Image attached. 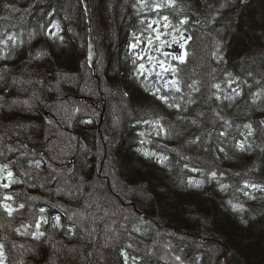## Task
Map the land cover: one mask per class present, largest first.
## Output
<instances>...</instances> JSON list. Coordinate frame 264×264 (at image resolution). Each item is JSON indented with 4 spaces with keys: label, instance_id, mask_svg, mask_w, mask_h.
Returning <instances> with one entry per match:
<instances>
[{
    "label": "trees",
    "instance_id": "trees-1",
    "mask_svg": "<svg viewBox=\"0 0 264 264\" xmlns=\"http://www.w3.org/2000/svg\"><path fill=\"white\" fill-rule=\"evenodd\" d=\"M41 1L0 0V264H94L98 218L92 240L80 222L87 203L64 187L73 175L93 184L101 210L120 189L108 160L150 193L128 196L129 211L117 203L127 237L113 257L102 252L104 264H264V63L247 66L264 43V0H109L118 55L102 79L91 67L87 79L69 77L88 44L74 42L69 1ZM106 80L135 88L114 153L105 142L121 122L105 126ZM15 93L40 106L8 111Z\"/></svg>",
    "mask_w": 264,
    "mask_h": 264
},
{
    "label": "rangeland",
    "instance_id": "rangeland-1",
    "mask_svg": "<svg viewBox=\"0 0 264 264\" xmlns=\"http://www.w3.org/2000/svg\"><path fill=\"white\" fill-rule=\"evenodd\" d=\"M51 0H42L41 1V5L42 7L44 6H48L47 4L50 2ZM69 1V2H68ZM99 0H89L90 3V9H91V23H92V31H93V39H94V43L96 45V51H97V56H96V60H95V66L93 68H95L96 72L99 74L100 78L102 79L104 76L108 75L106 69L108 68V64L109 61L113 62L117 59V55L118 52L115 50L117 49V41L114 40L113 45L110 46V42H111V31H113L116 27V25H118L116 23V20L113 18L109 19L111 22H109L106 18V12L109 8L116 6V4L114 2H110L109 0H106L105 2H103V4H99L98 2ZM69 3V13L71 15L70 19L71 24L73 25V29L75 28V30L72 32L73 35V39L75 44H77L78 46H82V45H87L89 44V24L88 21L86 22V24L84 23V17L80 11V7L79 5H77V0H67L65 3ZM76 3L75 6H72L71 3ZM102 3V2H101ZM113 3V4H112ZM112 4V5H111ZM109 6V7H108ZM82 8V7H81ZM93 9V11H92ZM112 12V11H111ZM88 25V26H87ZM122 29V27H121ZM126 28H124L125 30ZM109 32V33H108ZM109 36V37H107ZM262 37H264V34L262 35ZM264 39V38H263ZM89 46V45H88ZM255 55H253L252 60L254 62L249 61L248 63V67L252 66L255 70H259L260 69V65L264 63V43H262L258 49V51L256 50L254 52ZM64 57V56H62ZM61 57V58H62ZM64 59H68V57H65ZM61 60V59H60ZM65 62V60L63 61V63ZM82 63V68L79 71H68V75L70 78H74V76L76 74H80L83 78L87 79L88 76L90 75V65L89 63L85 60H81ZM246 66V67H247ZM252 68V70H254ZM248 72V71H247ZM250 73V72H249ZM18 77L22 78V76L20 74H18L17 72L13 73V79H18ZM61 77V76H59ZM62 78V77H61ZM118 78H120L118 76ZM60 85V84H59ZM123 86V85H122ZM101 90L105 91L106 95H104V106H103V114L105 112V116H107V121L105 123V126L109 125V121H115V123L117 122H121V120H123L122 118H120V116L123 115V117H127L129 115H132L135 111H136V107L133 105V102L130 101V96H132V94L134 93V86H132L131 82L128 81L126 82V85H124L123 89L126 90L124 93L122 92L121 89L117 88L116 86H112L110 85V81L108 82V80L106 81H102V85H101ZM98 90V89H97ZM103 91V92H104ZM98 91H95V94L98 95L97 93ZM134 95V94H133ZM8 100H7V109L8 111L12 112L15 109L19 108L22 105L26 106V105H30V104H38V102H36L37 100V96H32L28 95V96H22L19 95V93H15V97L14 95H9L7 96ZM35 98V100H33ZM37 99V100H36ZM40 106V105H39ZM125 113V114H124ZM9 115H12L9 114ZM121 125L120 126H116V133H108V141H111V143H108V141L105 142L106 144V153H109L111 151V153L116 152L117 150V145L120 142V137L124 138V134L122 135V132L124 131V128ZM112 127L114 128V125H112ZM106 131H110L111 132V128L107 127L105 128ZM112 136V138H111ZM16 141V140H15ZM116 147V148H115ZM108 151V152H107ZM108 163H110L109 165L105 166V172L109 173V175L112 177V180L114 183H116V186H118L120 189L118 190V195H116L118 198H116V196L110 197L107 200H105V202H107V204L102 205L103 208H101V210L98 209H94V205L93 202L96 199L97 196H95L96 194L95 189H94V185L84 182L85 180L82 178H78L76 179V177L73 175L72 178L74 180L75 183H65V187L64 188H71V187H75L78 186L76 188V192L75 195L77 198H80V203H84L86 205V208L82 211H80V222L83 225V227L87 230L90 231V233H88V235L90 234V238L93 240L95 239V226H93L92 221H95L98 218V237L100 235L99 241L95 240L97 243V246L99 247V249L97 251L98 254L96 252H94V254L92 255L95 263L94 264H104L103 263V256L105 253V250L108 252V250L111 252L112 257L114 256L113 253V248L116 245L115 239H124L126 236H124V232L123 231V227H125V221L123 219H121L119 217L120 214H117V209L115 208L118 204H120V206L125 207V201L127 200L128 196H132L135 195V193H140L141 196L144 197H149V193L150 191L148 190V188L146 186H129L124 184V179L120 177V173L118 172H109L110 170L113 169H117L120 165L119 162L114 161V163L111 164V162L108 160ZM109 166V167H108ZM112 169H111V168ZM111 173V174H110ZM79 176V175H78ZM63 187V185H61ZM72 189V188H71ZM74 189V188H73ZM74 195V194H73ZM74 195V196H75ZM118 199V200H116ZM109 203V204H108ZM91 208V209H90ZM107 208V209H106ZM113 208V209H112ZM89 209L91 210V212H93L94 214H91ZM97 210V211H96ZM115 210V212H114ZM127 211L128 208H126ZM120 213V212H119ZM86 218V220H85ZM90 221V226L89 225H85V223H87V221ZM92 220V221H91ZM82 227V229H83ZM122 227V228H121ZM107 228V229H106ZM117 228H119L117 230ZM83 229V230H85ZM91 229V230H90ZM122 230V231H121ZM121 239V240H122ZM167 239V237H166ZM143 245V244H142ZM154 246V244H153ZM152 248L154 249V253L157 254L158 250L155 249V247ZM140 248V247H138ZM217 248V247H216ZM108 249V250H107ZM153 251V250H152ZM103 252V253H102ZM212 255V261L215 262L216 258H214V256L216 255L215 250H211L209 251ZM85 256V255H84ZM96 258V259H95ZM84 260H87V258H85ZM216 264V263H214Z\"/></svg>",
    "mask_w": 264,
    "mask_h": 264
},
{
    "label": "snow or ice",
    "instance_id": "snow-or-ice-1",
    "mask_svg": "<svg viewBox=\"0 0 264 264\" xmlns=\"http://www.w3.org/2000/svg\"><path fill=\"white\" fill-rule=\"evenodd\" d=\"M174 2H175V0H166V3L169 6H173L174 5ZM162 6L163 5H156L155 7L158 10ZM163 20L164 21H168V17L167 16H164L163 17ZM183 23H186V21H181V24H183ZM168 26L169 25L167 23L164 24V27L165 28H167ZM149 27L151 28L152 27V24H149ZM153 30L156 31L155 29H153ZM159 38H160L159 37V33L157 32L156 39H159ZM9 39H12V38L9 37ZM148 43H149V46H150L152 44V40L149 39ZM131 47L132 48H135V47H137V45L136 44H133V45H131ZM181 47L183 48V45H181ZM173 58L174 59H180L181 61L183 60V57L182 56L181 57H173ZM149 59H151V57ZM161 67H163V64L162 63H161ZM139 68L140 69H144L145 68V65L143 63H141V64H139ZM164 70L167 71L168 69H164ZM172 71L175 72V69H172ZM166 83H170L175 88L176 91H179L180 90L179 87H178V81L173 80V81L166 82ZM157 91H159V89ZM159 99H161L162 101L167 102V97H165V96H160ZM145 155H147V153H145ZM8 175H9V177H11L12 173H9ZM213 176H215V173H213ZM7 186L8 185H5V187H7ZM246 187H247V185H246ZM253 187H255V186L253 185ZM4 207H5V210L8 211L9 215H11V209L9 208V206L8 205H5ZM37 228H39V224H37ZM40 235H43V233H40ZM2 249H3V245L0 244V256H2Z\"/></svg>",
    "mask_w": 264,
    "mask_h": 264
},
{
    "label": "water",
    "instance_id": "water-1",
    "mask_svg": "<svg viewBox=\"0 0 264 264\" xmlns=\"http://www.w3.org/2000/svg\"><path fill=\"white\" fill-rule=\"evenodd\" d=\"M83 7L86 10L88 24H89V44H88L89 46H88L87 59H88V63L90 67L93 68L95 66L97 51H96V45L93 39V31H92V23H91V9H90L89 0H83ZM260 120H261V123L264 125V115L261 117Z\"/></svg>",
    "mask_w": 264,
    "mask_h": 264
}]
</instances>
